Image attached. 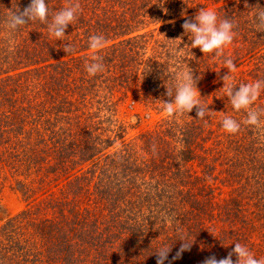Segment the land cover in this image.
<instances>
[{
    "label": "rangeland",
    "instance_id": "rangeland-1",
    "mask_svg": "<svg viewBox=\"0 0 264 264\" xmlns=\"http://www.w3.org/2000/svg\"><path fill=\"white\" fill-rule=\"evenodd\" d=\"M48 1L50 0H46V3ZM52 1L47 6L48 9L53 7V15L62 8L57 7L56 0ZM29 3L30 0H0V13L4 11L8 14L16 5L22 11ZM133 3L130 1L128 7H125L120 13L116 12L111 18L123 19L120 15L126 13L128 32L131 33L124 39L134 38L136 48L127 56L122 54L121 50L126 51L130 47L129 45L121 48L119 43L112 47L110 52H117L113 53V63L109 64V67L112 65V68H105V71L111 70L115 73L114 65L118 70L121 64L134 63L136 69H133L132 72L139 77L140 88L134 89L132 84L130 85L131 89L128 88L125 93H115L113 96L108 93L109 90L105 86L97 87L94 84V87L89 88V96L92 97L95 105H103L107 97H110L108 100L112 97L109 101L112 104L107 103L110 105L108 110L116 108L117 116L114 115L109 119L107 117L109 113H105V105L100 115L101 120H99V115H97V119L92 120L101 122L99 128L103 130L108 144L105 145V150H101L102 144L98 148L95 143L94 147L86 152L90 156L86 155L82 163L70 164V171L73 173L78 170L79 174L83 175L87 181L82 180L67 190L64 186L65 173L61 165L63 163L61 154L58 151H56V155L46 154L48 150L46 151V148L41 144L44 141L49 148V128L47 127L48 129L40 135L34 133L30 136L25 134V131H28L27 126H24V130L21 128L20 132L23 136H20L19 139L22 149L18 150L19 153L23 152L33 160L37 157L41 158L42 166L40 170H37L40 164L31 162L27 168L23 166V173L18 175L8 171L7 167L5 172L0 170V264H65L67 241H64L68 237L77 247L79 242L87 244L93 236L92 239L97 241L96 238L100 232L104 233L102 234L104 239L101 240H105L108 245L105 248L97 246L95 251V247H89V244L93 243L90 241L88 249L86 248V251L89 250L92 252V256L98 259L96 264H156L154 252L162 246L171 245L172 250L169 253V259H171L180 247L181 236L186 235L189 238V235L203 230L221 232L228 229V226L234 227L232 232L236 239L233 242V248L234 243L239 242L248 247L256 259L264 258V228L259 227V223H256V228L250 227L251 221L249 220V218H253L255 221L254 213H260L256 222L264 221V135L255 128L244 125L236 134H228L223 130L221 121L225 116L232 117L237 121H241L245 116L244 110L237 112L232 108L229 99L223 92L221 77L227 73V69L221 62L223 58L218 59L214 54H203L199 48L190 49L191 36L184 34L181 27L184 20L194 18L200 8L215 10L221 19L225 16L229 17V15L232 17L231 12L233 11L235 23L237 26H241L240 15L235 16V13L239 7L244 8L246 2L244 0H160V4H163L155 11L154 9L146 11L145 8L140 7L138 9L137 5ZM104 21L105 18L99 22L93 19V21L86 20V23L102 25ZM33 22H29L27 25L33 27L36 24ZM80 25H83V21H81V17H78L66 29ZM124 28L127 30L126 27ZM254 31L256 32V29ZM1 33V38H6L7 34ZM44 34L49 35L48 30ZM139 34H144V38H142L144 43L140 47L138 46V43L141 42ZM71 40H73L71 37L67 40L63 38L61 42L68 41L70 43ZM178 41H182L183 45ZM177 43L181 44L180 48L176 51L175 56L169 57L168 48H173L172 51H174ZM111 44H115V41L106 43V46ZM244 47L246 45L243 38L236 34L232 44L225 49V56L232 58L236 65V72L231 73L234 77L233 82L237 84L234 90H238L239 84L264 79V71L260 67H256V60H259L257 56L264 52V44H258L251 51H248L250 47L242 49ZM184 51L187 52L185 55H183ZM257 51L258 53L255 55ZM90 53L91 49H88V51H76L74 54L62 53V56L58 57L60 63L68 61L63 66L66 70L65 73H68L67 83L73 85L72 83L75 82L76 86H79L81 83L90 85L87 82L94 81L90 80L92 77L87 74L85 69V62L88 61ZM204 62H206L205 65H203ZM139 63L141 64L139 65ZM155 63L161 64L157 71L146 69ZM185 65L192 70L194 79L197 76L200 77L196 86L202 103L208 105L209 109L203 120L196 119L195 109L188 114L184 113L174 118L166 117L161 110L159 100L167 101L169 99L165 95L166 87L174 84V76ZM60 70L62 71L61 67ZM143 72L145 74L142 77ZM8 76H13V72L5 75H1L0 72V81L1 78ZM3 101L4 99L0 100V112L3 111L2 108L11 105L9 99ZM257 106L264 107V91L261 92L259 99L253 105V107ZM83 110L78 107L75 112L80 116ZM91 112H95V110ZM69 114L71 115L70 119H63L56 123V128L53 127L51 130H56L57 136H59L62 132L61 129H64L63 139H68L65 134V131H68L65 129L67 124L73 131L74 129L80 131L85 125L83 122H75L76 114ZM175 120L180 123L178 124ZM188 128H193L194 135L198 138L192 158L186 163L171 162L169 156L174 155L170 154L169 149L172 145L179 144L181 133L189 130ZM11 137L13 138L12 133ZM0 140L3 141V139ZM89 145L88 142V148ZM32 147L35 148L34 151L31 150ZM81 154L83 153L76 152L72 158L73 162L78 160ZM118 156L122 157L121 165L113 160V158L118 159ZM68 159L70 163V158ZM152 162L158 166L161 165L160 171L162 172L166 165V175L170 186L168 189L186 193L185 195L170 193L174 208L166 205L159 207L158 205L157 208L146 207L139 212H134V210L129 214L124 213L128 217L125 221L134 220L135 233L139 234L138 240L134 241V246L129 242L122 249L116 245V243L118 244L117 239L122 238L123 234L128 236L130 228L122 230L121 227L110 228L109 226L104 229L102 219H97L98 211L91 210L99 200L103 201L99 192H105L106 186L111 183L108 175L114 174V171L118 175V182L116 183L114 180L113 183L120 186L118 189L122 200L127 199L130 202L141 200L142 195L130 196L128 190L130 188L145 190L142 184L143 169L146 170L145 174L148 179L157 173ZM126 163L131 164V169L125 172ZM145 164L148 167H144ZM55 165L56 170H53ZM130 176L131 179L126 181ZM190 182L197 184L188 193L187 189L182 188L188 187ZM162 196L166 197V200L169 198L165 193H162ZM240 198L241 204L237 212L226 210L231 199ZM37 202L42 213L45 210H51L50 214H55L53 216L60 218L63 215L71 220L74 216L71 213V209H73L79 215L72 226H61L60 221L65 219L57 220L61 227L56 239L47 238L46 234L37 236L30 223L33 224L38 222L39 218H44L42 213L21 216V213L28 208L29 203ZM155 202L157 203L156 200ZM68 208L70 209L68 210ZM86 210L90 213L84 215ZM53 216H49L48 219H54ZM20 217L22 222L19 220ZM15 218H17L16 223L11 228V221H14ZM147 218H151L152 228H149V224H145ZM122 219L124 220V218ZM179 230L181 233H178ZM24 231H26L25 235H28L29 243L34 245L33 250L27 256H25V252H27L25 249L17 254L8 252V247L11 246L8 238L24 241ZM142 232L148 235L146 239ZM178 234L181 236L164 241L166 236ZM4 235L5 237H3ZM34 236L36 237L34 238ZM60 236L65 237L59 241ZM55 240L56 245L53 244ZM161 241L163 242L161 243ZM35 245L42 249V252L38 251L39 248H36ZM80 246L84 245L80 244ZM214 246L213 243L199 242L198 244V241L194 239L190 251L182 253L181 258L173 261V264H202V261L208 256L215 255L219 259V256L225 255V250H219ZM4 247L7 249L5 250ZM116 248L119 250L114 251ZM53 251H56V254ZM36 252H40V254L37 255ZM36 256L39 258L34 260ZM52 256H56V259ZM69 258L71 257L69 256ZM233 258L236 259L235 256Z\"/></svg>",
    "mask_w": 264,
    "mask_h": 264
},
{
    "label": "trees",
    "instance_id": "trees-1",
    "mask_svg": "<svg viewBox=\"0 0 264 264\" xmlns=\"http://www.w3.org/2000/svg\"><path fill=\"white\" fill-rule=\"evenodd\" d=\"M130 1H132V3L135 2L133 4L137 5L138 9L139 7L145 8L146 11L150 9H154L155 11L163 4H160V0H79L81 11L79 12L78 17H81L83 25L66 29L64 39L67 40L71 37L73 40H71L70 43H68V41H66L65 43L61 41L57 42L55 37H52L50 35L46 36L44 32L47 30V25L41 23L40 21H34L33 23L36 24L33 27H30L29 25H27L26 27L21 26L17 31L10 32L5 26L7 14L4 13V11L0 13V34H2L1 32L7 34L6 38H1L0 36V72L1 75L13 72V76H8L3 79L1 78L0 81V100L4 99L3 102H5L9 99V103L11 104L10 106L2 108L3 111L0 112V139H3L2 142L0 140L1 171L5 172V169L7 167L8 171H11L12 173H16L18 175L20 173H23L22 167L26 166L27 168L31 162H34V164L38 163L39 165L41 158L37 157V159L33 160L32 157H29L23 152L19 153L18 150L22 149V144L20 145L21 141L19 137L23 136L22 132L20 131L24 130V126H27L28 131H25V134H28L30 136L34 133H38L40 135V133L42 134L49 128V148L44 141H42L41 144L46 148V151L48 150L46 154L56 155V151L61 154L60 156L63 160V163H61V165L65 173V190H67L68 188H72L73 186H75V184L82 182V180L87 181V179L83 175L79 174L78 170H75L72 173L69 166L70 164L75 165L76 163H82L86 155L87 157L90 156V154L86 152L93 148L95 143L98 148L102 144L101 150H103L104 147L106 149L105 145L108 144V139L104 136L103 130L99 128V124L101 122L99 123L98 121H92L97 117V115H99V120H101L100 115L102 113L103 107L106 105V108L104 107L106 110L105 113H109L107 115L109 119H111L114 115L117 116L116 108H113L112 110L110 109L111 111L108 110V106L110 107L109 104H112L109 102L111 101L112 97L110 100H108L110 97H107L106 102L103 105H95L92 97L89 96V88L94 87V84H96L97 87L105 86L109 90L108 93L113 96V94L115 93H125L128 88L131 89L130 85L132 84L134 86V89L140 88L141 83L139 77L132 72L133 69H136L134 68L133 63L130 65L121 64L119 65L118 70H116L117 66L114 65L113 69L115 70V73L111 72V70H108L104 71L103 73H98L96 76H92L90 80L94 81L87 82L90 83V85L81 83L79 84V86H76L75 82H73V85H71L70 83H67L68 73H65L66 70L63 68V66L67 64L68 61L60 63L58 61V57H61L62 53H65L63 51V46L65 44L72 45V54H74L76 51H88V49H90L88 46L89 37L93 34L104 35L106 43L115 41V44L105 46L103 50H100L97 53L103 58L105 68H108L109 64L113 63V53L115 54V52L117 51L110 52V49L117 44L120 43L121 48H125L129 45L130 47L126 51L121 50V53L126 54L127 56L130 55L131 52H133V49L136 48V44H134V38L124 39V37L131 33L128 32V19L126 18V13H121L120 17H122L123 19L111 18V16L115 15L116 12L119 11L120 13L125 9V7H128ZM244 1L247 3L248 7H239L237 13H235V16H237V14L240 15V18L242 20L241 26H237V23H235L233 11L231 12L232 17L231 15H229L228 18L234 21L236 25L234 29L235 33L240 35L244 40V44L246 45V47L242 49H247L250 47L248 51H251L258 44H264V32L258 31L256 29L255 21L253 18V13L255 12L253 11V7L258 5L261 8H264V0ZM52 2L53 1L50 0L46 4ZM56 2L58 8H63L69 3V0H56ZM15 8L16 6H13L12 9ZM53 11V7L49 8V21L51 20ZM165 16L168 17V15ZM104 18L105 21L104 23H102V25H90L86 23V20L93 21L94 19L95 21L99 22ZM124 27H126L127 30ZM168 27H171V25H168ZM255 29L256 32L254 31ZM138 37L139 41H141L140 44L138 43V46L140 47L142 46L141 44L144 43V41H142V38H144V34H139ZM178 42L182 44V41ZM179 43H177V47H175L174 51H172L173 48H168L169 57L175 56L176 51L180 48L179 46L181 45ZM186 53L187 52L184 51L183 55H185ZM257 53L258 51L255 55H257ZM90 57L91 53L90 55H88V60H90ZM257 57L259 60H256V67H260L264 71V52ZM140 64L141 63H139V65ZM205 64L206 62H204L203 65ZM160 65V63H155L153 66L149 65L146 69L157 71ZM60 67L62 68V71L60 70ZM111 68L112 65L108 69ZM145 73H142V77ZM138 81L139 83H137ZM108 102L109 104L107 105ZM78 107L82 108V110L84 108H86L87 110H83V112L79 116L75 112L76 108ZM92 110H95V112H91ZM69 113L76 114V116H74V120L76 123L83 122L85 125L82 126L80 131L75 129L73 131L70 125L67 124V128L65 129H68V131H65V134L68 139H63L64 129H61L62 132L59 134V136H57L56 130H51L53 129V127L56 128V123L61 122L63 119H70L71 115ZM177 123L179 124L180 122ZM181 125L183 126V124ZM192 129L181 133L182 137L179 138V144H174L170 147L169 152L170 154L174 155L169 156L171 162L181 161L182 163H186L192 158V154L194 153L193 150L196 148V143L198 140L197 136L194 135ZM11 133L13 134V138L11 137ZM84 139L86 140L84 141ZM88 142L90 143L89 148L87 147ZM31 150L34 151L35 148L32 147ZM76 152L83 154H81L78 160L73 162L72 158L74 157ZM70 155H72V157H70ZM68 158H70V163L68 162ZM113 160L119 165L123 163L121 156H118V159L116 160L113 158ZM152 163L157 173L148 179L147 175L145 174L146 170L143 169L142 184L145 190L141 191L137 190L136 188H130L128 190L130 196L142 195L141 200L138 199L134 202H130L127 199L125 201L122 200L118 189V187L120 186L113 183L114 180L116 183L118 182V175L114 171V174L110 173L108 175V178L110 179L109 181H111V183H108L105 192H99L103 201L99 200L93 210H91L98 211L97 219H102L104 229L109 228V226L110 228L121 227L122 230L130 228L128 236L123 234L122 238L117 239L118 244L116 243V245L122 249L129 242L133 245L134 241L138 240L139 234L135 233L134 220L129 219L125 221V219L128 218L127 214L131 213L134 210V212L142 211L143 209H146V207L157 208L158 205L159 207L166 205L174 208V205L170 198V193L177 195H185L186 193L168 189L170 186L166 175V165L165 169H163L164 172H162L160 171L162 169L161 165L158 166L157 164H155V162ZM41 166L42 163L39 165L37 170H40ZM144 167H148V165L145 164ZM124 169L125 172L130 171L131 164L126 163ZM53 170H56V165ZM130 179L131 176L128 177L126 181ZM196 184L197 183L190 182L188 183V187H183L182 189H187V192L190 193ZM162 193L167 194V197L169 196V198H167L166 200V197L162 196ZM155 200L157 201V203L155 202ZM228 204L229 206H227L226 210H230V212H237L238 207L241 204V198L231 199ZM27 207L28 208L26 209V211L21 213V216H25L30 213H42V211H40L39 209L38 202L29 203ZM69 209L70 208H68V210ZM43 212L44 213H42V215L44 216V218H39L38 222H34L32 224L29 221L31 228L37 236L46 234L47 238L55 239L58 232H60V227L65 225H74L75 219L79 215L78 212H74L73 209H71V213L74 214L73 218H71L70 220L67 219L66 216L62 215L60 218H63L65 220H61V226H59V222L57 221L58 219H60L59 216H53L55 215L54 213L50 214L51 210H45ZM126 212L127 214H124ZM88 213L90 212L86 210L84 215ZM254 214L256 216L255 221L253 218H249V220L251 221L250 227L256 228V223H259V227L264 228V221L256 222L257 218L260 216V213ZM49 216H53L54 219H48ZM122 218H124V220ZM16 220L17 218H15L14 221H11V228L16 223ZM19 220L20 222L23 221L21 217L19 218ZM150 220L151 218H147L145 220V224H149V228H152L153 223H151ZM228 227V229H225L221 232H207L204 230L200 231L199 233L195 232L192 235H189L188 239L189 241L195 239L198 241V244L199 242H205L207 244L213 243L215 245L214 247H216L217 249H223V251L225 250V255L223 254L222 256H219V259L224 258L227 256L228 252L233 249V242H235L236 239L234 238V233L232 232V229L234 227ZM25 232L26 231H24L23 236L24 241L20 242L19 240L10 237L8 238V241L11 244V246L8 247V252L11 251L17 254L19 251L22 252L25 249L27 250V252H25V256H27L30 251L33 250L34 245L29 243L30 240L27 238L28 235H25ZM178 233H181V230H179ZM102 234L104 233L100 232L97 235V241L92 239L94 237L93 236L90 238L87 244L86 242H79L77 247L73 245V242L68 237L67 240L64 241H67L65 250V255L67 256L65 257V264H96V262H98V259L92 256V252H90L89 250L86 251V248L90 241H92L93 243L89 244V247H95V251L97 246L105 248L108 243H106L105 240H101L104 239ZM142 235L143 237H145L144 239L148 237V235L144 232H142ZM177 236L181 235L178 234L176 236H166L164 238V241L166 239L168 241L173 240ZM3 237H5V235ZM35 237L36 236H34V238ZM60 237L61 238H58L59 241L63 240L65 236ZM162 242L163 241H161V243ZM53 244L56 245V240L53 242ZM80 244H83L84 246H80ZM35 247L39 248L36 245ZM4 248L5 250L7 249L6 247ZM67 249H69V251H67ZM37 250L42 252V249L40 248ZM116 250L119 249L116 248L114 251ZM36 253L37 255L40 254V252ZM53 253L56 254V251H53ZM84 253H87L88 255ZM69 256L71 258L68 259ZM95 256L97 255L95 254ZM52 257L56 259V256ZM34 258V260H37L39 256H36ZM233 260L235 261V258H233Z\"/></svg>",
    "mask_w": 264,
    "mask_h": 264
},
{
    "label": "clouds",
    "instance_id": "clouds-1",
    "mask_svg": "<svg viewBox=\"0 0 264 264\" xmlns=\"http://www.w3.org/2000/svg\"><path fill=\"white\" fill-rule=\"evenodd\" d=\"M245 6L248 7L247 3ZM253 18L258 31L264 32V8L255 6ZM81 11L79 0H69V3L61 10L55 12L49 21V9L46 0H30V3L21 11L16 5L11 9L7 16L5 26L10 32L17 31L21 26L29 22L40 21L47 25L50 36L56 40H62L65 36V30L68 25H72L78 18ZM184 34L191 36V48H199L203 54H214L221 60L227 73L221 77L223 81V92L229 99L232 108L240 112L244 110L245 116L241 121L225 116L221 121L223 130L228 134H236L241 126H250L264 135V107H253L259 99L261 92L264 91V79L256 80L252 83L237 84L233 82L234 77L231 73L236 72L234 60L225 56V49L232 44L235 38V23L228 17L219 18L217 12L212 9L200 8L194 18H186L181 25ZM89 48L91 49L90 60L85 62L87 74L92 77L105 71L103 58L97 53L106 46V39L102 34H93L89 37ZM63 51L67 54L73 51L70 44L63 46ZM144 73V72H143ZM192 70L183 66L174 76V84L166 87L165 95L169 98L167 101L159 100L161 110L166 117H176L184 113H190L195 109L196 119H205L209 112L208 105L201 101V96L197 89V81ZM179 249L175 255L169 259L171 245L162 246L156 252V264H173V261L181 258L182 253L190 251L194 239L189 241L186 235L181 236ZM233 256L236 257L235 261ZM202 264H264V258L256 259L252 252L239 242L234 243V248L228 252L224 258L217 259L215 255L206 257Z\"/></svg>",
    "mask_w": 264,
    "mask_h": 264
}]
</instances>
